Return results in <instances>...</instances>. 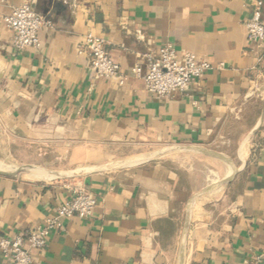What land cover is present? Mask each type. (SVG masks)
I'll return each instance as SVG.
<instances>
[{"label":"crops","instance_id":"1","mask_svg":"<svg viewBox=\"0 0 264 264\" xmlns=\"http://www.w3.org/2000/svg\"><path fill=\"white\" fill-rule=\"evenodd\" d=\"M24 3L52 27L38 48L17 52L2 18ZM249 18L242 0H0V155L11 160L13 146L28 145L67 164L29 174L0 165V239L42 226L79 188L96 201L92 215L64 220L31 251L32 264H264V100L221 187L202 194L177 169L126 161L225 139L253 89L264 91V47L247 41ZM88 33L106 41L123 79H98L88 54L78 55ZM166 44L211 70L160 97L131 70Z\"/></svg>","mask_w":264,"mask_h":264},{"label":"built area","instance_id":"2","mask_svg":"<svg viewBox=\"0 0 264 264\" xmlns=\"http://www.w3.org/2000/svg\"><path fill=\"white\" fill-rule=\"evenodd\" d=\"M250 6V18L245 28L247 41L257 49L264 47V21L261 18L262 0H242ZM3 26L12 32L13 48L22 52L29 48L40 46L39 32L52 27V22L36 13L24 3L13 8L2 18ZM78 55L88 54L90 67L98 79H123L117 63L106 52V41L97 35L83 36ZM145 66L136 65L132 68L133 76L139 78L147 93L160 97L171 92H185L194 80L200 79L211 65L197 59L192 53L178 55L170 44L161 46L157 55H144ZM96 207V201L83 189L75 188L69 201L57 206L54 214L26 235H16L0 239L1 264H32L31 251H42L47 239L53 231L64 229L63 221L72 217L80 220L88 219ZM250 264H263L262 257L256 256Z\"/></svg>","mask_w":264,"mask_h":264},{"label":"rangeland","instance_id":"3","mask_svg":"<svg viewBox=\"0 0 264 264\" xmlns=\"http://www.w3.org/2000/svg\"><path fill=\"white\" fill-rule=\"evenodd\" d=\"M262 100H264V91L259 87L254 88L249 96L248 103L238 108L240 119L237 120V122L233 121L229 123L225 129H223L225 139L217 140L208 147L196 146L183 147L181 149L162 147L156 152L142 149L140 155L126 161L152 159L153 163H163L165 166L177 169L181 173L183 186L189 189H198L202 186L206 189L213 184H218L227 178V171H231V168H235V164H238V160L235 157L236 148L242 137L246 135L248 128H250L251 124L259 116ZM185 148H191L193 150H187ZM196 148L219 154L224 159L208 156L196 151L198 150ZM159 151L163 152L156 155ZM11 153V160L6 159L4 155H0V164L14 168L15 171L12 172L29 174L30 168H28V166H33L32 168H35V166L49 167L52 165L67 166L66 161L62 160L63 157L52 154L53 151L51 149H43L40 153L41 155L37 156L36 149L28 145H25L22 149V147L15 145L11 149ZM39 158H42V161L37 164V159ZM28 160L33 163H27ZM39 171L49 175L42 170ZM51 174L55 175V173ZM59 174L63 173L60 172Z\"/></svg>","mask_w":264,"mask_h":264},{"label":"water","instance_id":"4","mask_svg":"<svg viewBox=\"0 0 264 264\" xmlns=\"http://www.w3.org/2000/svg\"><path fill=\"white\" fill-rule=\"evenodd\" d=\"M171 149H181V148H179V147H173V148H171ZM171 149H169V150H171ZM185 149H187V150H193V149H191V148H185ZM196 149H198V148H196ZM196 151L201 152V153H204V154H206V155H208V156H211V157H214V158L224 159L221 155L216 154V153H212V152L205 151V150H202V149H198V150H196ZM162 152H163V151H159V152H157L156 155L161 154ZM228 163H229V162H228ZM45 172H46V171H45ZM0 174H3V173L0 172ZM235 174H236V169H234V168L232 167V168H231L230 175H229L226 179H224L222 182H220V183H218V184H213V185L207 187L206 189H204V191L202 192V194L207 193V192H209V191H211V190H213V189H216V188H218V187H221V186H223V185L229 183V182L233 179V177H234Z\"/></svg>","mask_w":264,"mask_h":264},{"label":"bare ground","instance_id":"5","mask_svg":"<svg viewBox=\"0 0 264 264\" xmlns=\"http://www.w3.org/2000/svg\"><path fill=\"white\" fill-rule=\"evenodd\" d=\"M2 167H3V169H5V170H7V171H10V170H12V169H10L9 167H6L5 165H2V164H0ZM38 176H41L42 178H50V175H46V174H43V173H38L37 174Z\"/></svg>","mask_w":264,"mask_h":264}]
</instances>
